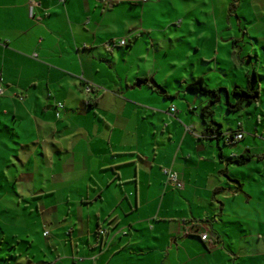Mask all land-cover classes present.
<instances>
[{
  "label": "crops",
  "instance_id": "0c3cea01",
  "mask_svg": "<svg viewBox=\"0 0 264 264\" xmlns=\"http://www.w3.org/2000/svg\"><path fill=\"white\" fill-rule=\"evenodd\" d=\"M243 7L230 38L242 47L228 53L235 69L254 67L252 50L260 60L251 42L264 46V22L247 15L264 14V0H0V238L48 232L39 250L0 241V264H264L262 84L239 110L255 104V123L252 114L234 128L215 112L207 128L209 100L186 90L226 73L217 34L190 42L186 29L231 30ZM244 75L233 88H246ZM87 83L99 90L86 94ZM233 131L243 138L228 144ZM191 221L217 237L184 236Z\"/></svg>",
  "mask_w": 264,
  "mask_h": 264
},
{
  "label": "rangeland",
  "instance_id": "374dc122",
  "mask_svg": "<svg viewBox=\"0 0 264 264\" xmlns=\"http://www.w3.org/2000/svg\"><path fill=\"white\" fill-rule=\"evenodd\" d=\"M246 7V6H244ZM243 7V8H244ZM231 12V10H229V13ZM238 13H236L235 15H233L232 17H230V24L233 28L228 29L226 25L222 24L219 32L215 31L214 33V29H206V28H202L200 26H194L193 29L191 30H187L186 29V35L188 36L189 41H194L197 39V35L200 34L201 32H203V36L204 39L206 41V43L210 40V42L213 41V38H215L216 34H217V39L219 40L220 43L225 44V48H220L219 50V56L220 58L223 60L220 64V66H218V68L224 70L226 73L224 72H217V74H206L204 77V81H205V85L208 87V89L210 90H218L219 88H225L227 87L230 91L233 88L234 84L236 83H245V70H248L249 76H252L253 73H255L256 75V80L258 81V84H262V89H264V78H261L262 76H264V46L259 45L258 43H256V41L253 39L251 43L254 44L259 58L260 60L257 62L256 61V52L254 50L251 51L250 56V62L253 63L254 67H248L247 65V59L245 60V64L243 65V69H238L235 67H233V63H230V56L228 55L229 51L232 50L234 48L235 45L242 47L241 43H237L234 39H230L231 37L237 36L239 34V29L238 28H234L235 27V21L237 19V17H241V13H245L247 14L249 11L247 9L244 8L243 11H241V9L237 10ZM257 12V11H256ZM254 11L253 15H247V19H250L251 21H254L256 19H260L262 20L261 22H264V14L262 13H256ZM192 19L195 20L196 17L193 15ZM190 18V20H192ZM199 19L200 21L206 23L207 19L204 18L203 16L199 15ZM249 21V20H248ZM197 25V24H195ZM258 27V26H257ZM253 33L256 32V30H251ZM238 33V34H237ZM215 36V37H214ZM247 43L250 41H246ZM245 49H250V46L248 45H244ZM243 46V47H244ZM209 50L212 51L209 45L205 46V50ZM208 51V52H209ZM192 54H194V56L197 55V58H200V55H198V52L195 53V50L192 49L191 50ZM208 52L206 51L205 54H208ZM205 67V66H203ZM254 69V70H253ZM204 71H206V68L204 69ZM191 82V79L189 80ZM189 82V83H190ZM200 96L202 99H207L209 100V98L207 96H202V95H198ZM221 98H219V100L213 105V112H215V119L218 121L217 123L223 122V125L225 127L230 126L231 128H234L236 126V122L239 120H247L250 119V116L253 114V117L251 118V121H253V123H255V119L258 116V114L260 113V109L256 107L255 104H251L247 110L251 111V112H246L245 109L243 111H239V112H228L226 110V101H227V96L224 92H222L220 94ZM262 98H264V93H262ZM246 106V105H244ZM226 112L227 113V117L226 119L223 118L222 113ZM246 112V113H245ZM42 236L43 233L42 231H38L36 233H33L30 238L28 240H23L25 238H20L19 239V244L17 243L16 240H12L10 237L1 239L0 241H2V246L5 250H11L10 246H17L18 250H24L26 245L28 246L29 250H39L40 248H45L46 247V240L45 238H43ZM68 237H65V240H67ZM68 244V241H67ZM42 246V247H41Z\"/></svg>",
  "mask_w": 264,
  "mask_h": 264
},
{
  "label": "trees",
  "instance_id": "16d2710c",
  "mask_svg": "<svg viewBox=\"0 0 264 264\" xmlns=\"http://www.w3.org/2000/svg\"><path fill=\"white\" fill-rule=\"evenodd\" d=\"M247 86L245 89L239 88L235 86L230 94L235 95L238 97V100L236 103L232 104L229 101L226 102L227 108L226 110L228 112H237L240 110L242 103H254L258 97V85L256 82L255 73L252 74V76H247ZM84 90V88H83ZM186 90L190 92H194L198 95L207 96L209 98V101L205 107L201 110V121L204 123V125L209 128L212 126V124H215L212 116H213V105L219 100L220 94L218 90H210L205 85L201 78L193 80L192 82L188 83L186 85ZM98 91V90H97ZM62 105V104H61ZM63 107V106H62ZM219 126L218 124H216ZM206 128V129H207ZM237 131H233L230 133V135L236 134ZM246 156H241L240 159L236 160L237 164L242 163L246 160ZM100 231V230H99ZM98 231V235L99 234Z\"/></svg>",
  "mask_w": 264,
  "mask_h": 264
},
{
  "label": "built area",
  "instance_id": "2783aa9c",
  "mask_svg": "<svg viewBox=\"0 0 264 264\" xmlns=\"http://www.w3.org/2000/svg\"><path fill=\"white\" fill-rule=\"evenodd\" d=\"M106 0H98V2H105ZM141 2H145L147 0H139ZM127 44L126 39H120L118 42L114 43H110L107 44L108 48H111L113 46H125ZM99 90V88L95 85L92 84H85L84 85V92L86 94H91L95 91ZM5 91V88L1 82L0 79V96L3 95ZM58 108H62L61 104H57ZM56 116H58V112L56 113ZM228 138L226 139V143L230 144V143H234L237 140H240L243 138V134L240 132H237L234 135H230L227 136ZM164 175L166 176V183H168L169 185L173 186L174 188H181V184L177 181L176 175L174 173H172L170 170L168 169H163L162 170ZM181 233L184 236H194V237H198L200 238V240L206 242V241H212V239L210 238V234H209V224L208 222H196V221H191V222H186V223H182L181 224ZM107 233L106 230H100L99 234L100 235H105ZM48 234V232H44V236H46Z\"/></svg>",
  "mask_w": 264,
  "mask_h": 264
},
{
  "label": "water",
  "instance_id": "95a60500",
  "mask_svg": "<svg viewBox=\"0 0 264 264\" xmlns=\"http://www.w3.org/2000/svg\"><path fill=\"white\" fill-rule=\"evenodd\" d=\"M256 77V76H255ZM150 84H151V86L153 87V88H155V89H157L158 91H160V93H164V91L162 90V88L160 87V86H158L154 81H151L150 82ZM137 85H139V84H136V86ZM211 226L209 225V228H210ZM217 237V234H216V232L214 231V230H212V229H210V238L211 239H215Z\"/></svg>",
  "mask_w": 264,
  "mask_h": 264
}]
</instances>
